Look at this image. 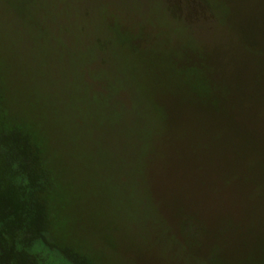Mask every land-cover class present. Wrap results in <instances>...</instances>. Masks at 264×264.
I'll return each instance as SVG.
<instances>
[{
    "label": "rangeland",
    "instance_id": "1",
    "mask_svg": "<svg viewBox=\"0 0 264 264\" xmlns=\"http://www.w3.org/2000/svg\"><path fill=\"white\" fill-rule=\"evenodd\" d=\"M126 37L169 62L149 72L122 43ZM250 38L260 44L257 50L250 48ZM190 48L198 50L191 61ZM257 52H264V0H0V62L12 68L3 86L13 105L27 110L37 96L45 100L78 180L94 186L101 202L109 201L105 188L111 191L120 243L107 251L112 258L104 253L102 264H251L247 259L264 247V182L258 183L264 150H253L264 146V139H255L264 122V86L254 73L261 63ZM202 54L214 55L217 80L231 79V88L242 69L254 73L249 79L259 89L244 85L234 104L243 123L237 133L225 123L229 113L202 123L193 109H183L178 102L186 84H173L175 96L165 101L174 114L170 132L144 139L147 117L137 107L143 96L131 78L157 74L167 81L188 63L197 67L190 82L203 76L201 81H216L202 66ZM114 87L107 112L121 116L113 122L107 113L93 118L92 106L76 96L87 88L103 100ZM244 135L255 145L231 147ZM191 220L196 229L203 227L199 233ZM104 247L95 244L98 251Z\"/></svg>",
    "mask_w": 264,
    "mask_h": 264
},
{
    "label": "trees",
    "instance_id": "2",
    "mask_svg": "<svg viewBox=\"0 0 264 264\" xmlns=\"http://www.w3.org/2000/svg\"><path fill=\"white\" fill-rule=\"evenodd\" d=\"M121 40L124 45H128L129 50L140 56L139 60L147 66L149 72H155L159 68L156 66L159 62H169V58L160 60L156 55L149 54V51L141 50L131 38ZM248 44L252 50H257L260 45L252 38ZM196 50L192 48L187 50L186 56L191 55L189 61L197 58L194 55ZM256 55L261 63L259 70L254 72L255 79L258 85L264 86V52H261V55L257 52ZM199 57L202 58V66L208 68L210 76L216 81L213 79L201 81L205 77L203 76L195 79L193 83L190 82L191 75H196L191 72L196 71L197 67L187 62L184 66L186 70L183 67L174 69L173 76L168 75L167 81L157 79V74L151 73L149 79L140 74L131 78L134 88L143 96L142 100H137V107L138 110L142 109V113H146L145 118L147 117L146 125L142 127L144 139L154 133L153 136L157 134L158 140L161 134L170 132L174 114L172 109L165 105V101L175 96L174 91L171 92L173 84L180 86L186 84L184 89L186 96H182L183 99L178 102V104L184 102L183 109L185 107L193 109V114L202 117L199 118L202 119V123L212 116L220 120L229 113L230 116L225 123L231 124L237 133L238 126L243 123H239L240 113L234 114L235 103L239 95L245 92L244 85L255 84V88L259 89L257 84L249 79L254 73L249 68L242 69L243 74L236 76L235 81L238 82H232L235 86L231 88L229 87L231 79L227 78L221 83L217 80L218 68L214 69L217 67L216 64L213 67L214 55L204 54ZM171 63L173 67L176 66L173 61ZM11 70L10 66L1 68L0 62V264H102L104 256L112 258L107 251L118 248L120 243L115 235L119 227L111 217L110 208L115 205L110 196L111 191L109 187L105 188L104 195L109 201L104 203L101 199L95 198L94 186L90 188L78 180L79 175L68 160V154L58 144L59 136L56 130L58 125L53 124L49 114H46L49 104H46L45 100H40L37 96L35 102L32 100L29 102L27 110H21L13 105L8 87L3 86L6 77L12 76ZM115 88H110V95L103 100H101L103 95L97 92L93 94V90L87 88L78 89L76 96L84 99L81 102L85 101L92 106L93 118L100 120L107 113V122H113L121 116V113H115L116 115L112 117L108 113L112 108L108 100L118 91V87ZM176 92L181 94L180 91ZM249 98L255 102V96L250 95ZM252 108L253 106L249 111ZM145 109H148L146 111L151 116H147V112L143 111ZM254 113L260 116L259 109L255 108ZM258 126L255 139L261 142L264 139V122H259ZM255 139H252V136H245L232 143L231 147L251 148L255 145ZM256 142L260 144L257 140ZM263 147L255 146V149H252L261 154ZM262 169V176L259 178L261 180L258 179L260 184L264 182V166ZM106 204L110 205L108 211ZM188 223L193 227L191 229L197 230V233L203 228L196 229V223L192 220ZM261 242L264 245V239ZM96 243L105 245L103 252L95 248ZM255 251V254L247 259L248 262L264 264V247H257ZM216 253H213L212 258L216 257ZM212 264L228 263L216 260Z\"/></svg>",
    "mask_w": 264,
    "mask_h": 264
}]
</instances>
